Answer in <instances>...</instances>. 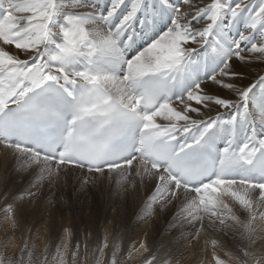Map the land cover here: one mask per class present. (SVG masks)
Listing matches in <instances>:
<instances>
[{
  "label": "snow or ice",
  "instance_id": "snow-or-ice-1",
  "mask_svg": "<svg viewBox=\"0 0 264 264\" xmlns=\"http://www.w3.org/2000/svg\"><path fill=\"white\" fill-rule=\"evenodd\" d=\"M0 156L29 176L0 190L15 231L72 176L139 200L137 223L171 213L71 264H264V0H0ZM15 231L0 264H69L67 229L18 257Z\"/></svg>",
  "mask_w": 264,
  "mask_h": 264
},
{
  "label": "rangeland",
  "instance_id": "rangeland-1",
  "mask_svg": "<svg viewBox=\"0 0 264 264\" xmlns=\"http://www.w3.org/2000/svg\"><path fill=\"white\" fill-rule=\"evenodd\" d=\"M16 180L17 182H11V181L7 182L8 185L10 184L9 185L10 187L14 189L16 188V190H21L24 186H26L28 182L20 178H16ZM97 181H99V179ZM4 184L5 183L0 184L2 187V189L0 190H3ZM16 184L19 185L17 186ZM63 184L62 186H60L61 189L58 187L54 191L57 192L56 193L57 197L63 195L64 199L66 201L68 200V202L66 204L57 203L48 212H44L39 206V204L34 206L32 209H30L24 215L23 219L19 221V227L15 231L16 245L18 246L12 247L9 250V252L16 254V256L18 257L19 246H22L24 236L31 234L32 240L30 241V243L36 245V251L38 253H42L45 247H48L50 248L52 254H55L56 246L65 240V229H67L71 233V237L67 241L69 243V248H70L69 264H71V250L75 249V246L78 241L88 244L90 246L89 251L94 250L97 247V245H102L104 237L107 234L100 233L101 228L99 227L102 226L103 228H105V224L106 226L108 225V227H110L109 224L110 222H108L106 218H103L102 215L103 213L109 214L110 212L107 211L113 210L111 209L112 207L110 206L113 200L111 199L112 195L114 194L113 193L114 190H112L113 188L110 187L111 189L110 188L104 189L103 187L98 185L99 184L98 182H96L95 184L89 183V185L86 188L81 189L79 183L75 179V176L67 178V181L65 183L67 187ZM19 186H21L20 189H18ZM100 188L102 190L101 192H100ZM105 190L108 191L105 192ZM65 192L66 194L68 193V195H66ZM59 193L61 194L59 195ZM100 193L102 194L100 195ZM130 213L132 216L133 212L131 210L128 212L129 215L126 214V216L128 215L129 217H131ZM162 216L165 215L163 214ZM162 216H160L161 218L154 217L153 218L154 220L152 219L151 223L164 227L166 225V221H164L165 219L162 220ZM2 217H3V213L0 212V225L2 226V227L0 226V243L3 242L2 239L4 238L5 229L7 228V225L3 224ZM122 217L123 216L120 217V220L122 222H119V224L116 225L115 227L114 226H112V228L110 227V230H112L113 232L121 233L122 227L124 228L123 226L124 218ZM128 219H129L128 217L125 218V220ZM98 230H100L99 233ZM110 238L111 236H109V239ZM4 252L5 250L2 247H0V253H4ZM107 254L108 253H106V256L104 257L105 264H108V261L110 260V253L108 255ZM85 264H88L87 260L85 261ZM129 264H131V262H129Z\"/></svg>",
  "mask_w": 264,
  "mask_h": 264
},
{
  "label": "bare ground",
  "instance_id": "bare-ground-1",
  "mask_svg": "<svg viewBox=\"0 0 264 264\" xmlns=\"http://www.w3.org/2000/svg\"><path fill=\"white\" fill-rule=\"evenodd\" d=\"M13 164L14 162L12 161H9L8 162V165H7V169H8V174L6 175V168H5V164H4V160H3V157L0 156V184H3L5 182H17L16 178H20V179H23L24 181H28L29 179V176L27 174H24V175H20V174H16V175H12V173L10 172V170L12 169L13 167ZM74 177V176H73ZM69 180V179H68ZM73 181V180H72ZM101 187H103L104 189H108L110 187H112L114 189V185H111L108 181L106 180H99L97 181ZM76 183V182H75ZM10 185V184H9ZM17 185V184H16ZM19 185V184H18ZM17 185V186H18ZM65 185V183L63 184ZM16 186V187H17ZM66 186V185H65ZM72 186V185H71ZM97 186V185H96ZM1 187V185H0ZM10 187V186H9ZM14 187V185H13ZM67 187V186H66ZM98 187V186H97ZM12 188V187H11ZM21 186H19L18 189H20ZM61 189V187H59ZM63 188V187H62ZM2 189V187L0 188ZM64 189V188H63ZM72 189V188H70ZM111 189V188H110ZM112 189V190H113ZM16 190V188H15ZM55 190V189H54ZM99 190V189H98ZM111 190V191H112ZM62 191V190H60ZM72 191V190H71ZM101 188H100V192H101ZM108 191V190H105V192ZM56 192V191H55ZM104 192V191H103ZM57 193V192H56ZM113 195H112V203L110 204V206L112 207L111 211H107V212H110L109 214L107 213H103L102 217L103 218H106V220L108 222H110V227L112 228V226H116L119 224V222H122L120 220V217L123 216L122 218H124V221H123V226L124 228L122 227V231L123 230H128L130 233H129V236H130V239L128 240H125L123 236H119V239H118V242L121 243L122 245V248L126 245H130L132 243V241H138L139 239H142V233L143 231L147 230L149 232V236H150V239L152 240H158L161 233H162V230L167 226V224L169 223V220H170V216H171V213H165L164 215L165 216H162V220L165 219L164 221H166V225L164 227H161L160 225H157V224H152L151 221H149L148 223H137L136 221V215L140 212V209L141 207L143 206L142 203L138 200L136 201L135 203H132L131 201H123L122 198L120 200L117 199L116 195H115V192L113 191ZM61 193H59L60 195ZM66 194V192H65ZM102 193H100L101 195ZM104 194V193H103ZM68 195V193L66 194ZM143 195V193H142ZM68 202V200H67ZM83 204V203H82ZM62 205V204H61ZM57 206V205H56ZM106 209V208H105ZM117 209L119 210L117 212ZM131 210L133 212L132 216H131V213H130V216L129 217L128 215V212ZM45 212V211H44ZM116 212V213H115ZM126 214H128L126 216ZM128 217L129 219L128 220H125L126 217ZM160 217V216H159ZM3 218V217H2ZM161 218V217H160ZM49 219V218H48ZM101 219V218H100ZM158 219V218H157ZM156 219V220H157ZM168 219V221H167ZM103 220V219H102ZM154 220V219H153ZM160 220V219H159ZM158 220V222H159ZM42 222V221H41ZM106 222V221H105ZM107 222V223H108ZM118 222V223H117ZM168 222V223H167ZM43 223V222H42ZM157 223V221H156ZM121 224V223H120ZM100 225H103V224H100ZM1 226V225H0ZM38 226V225H37ZM122 226V225H121ZM120 226V227H121ZM2 227V226H1ZM110 227H108V225L106 226L105 224V228H103L102 226H100L99 228H101V232L102 234H107L109 236H111V234L113 233L112 230H110ZM119 228V227H118ZM3 230V229H2ZM39 230V229H38ZM117 230V229H116ZM115 230V231H116ZM121 230V229H120ZM44 231V230H43ZM100 230H98V233H99ZM121 231V233H122ZM117 233V232H115ZM101 234V235H102ZM117 234H120V233H117ZM37 235V234H36ZM5 236V235H4ZM40 236V235H39ZM96 236V235H95ZM47 238V237H46ZM4 239V238H3ZM2 239V240H3ZM96 239V238H95ZM111 239V238H110ZM36 240V239H35ZM97 240V239H96ZM95 241V240H94ZM96 242V241H95ZM109 254V253H108ZM107 254V255H108ZM106 256V255H105Z\"/></svg>",
  "mask_w": 264,
  "mask_h": 264
},
{
  "label": "clouds",
  "instance_id": "clouds-1",
  "mask_svg": "<svg viewBox=\"0 0 264 264\" xmlns=\"http://www.w3.org/2000/svg\"><path fill=\"white\" fill-rule=\"evenodd\" d=\"M7 231H15V226L12 223H9V225L5 229V232Z\"/></svg>",
  "mask_w": 264,
  "mask_h": 264
}]
</instances>
